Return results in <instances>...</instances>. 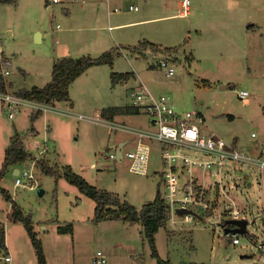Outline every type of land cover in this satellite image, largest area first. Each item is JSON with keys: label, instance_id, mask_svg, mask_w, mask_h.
<instances>
[{"label": "rangeland", "instance_id": "rangeland-1", "mask_svg": "<svg viewBox=\"0 0 264 264\" xmlns=\"http://www.w3.org/2000/svg\"><path fill=\"white\" fill-rule=\"evenodd\" d=\"M81 2L17 0L16 3L0 5V44L3 55L11 61L8 79L15 81L12 92L14 89L44 86L52 80L54 63L65 57H76L78 61L89 55L100 56L111 49L115 55L114 64L92 65L70 84L69 103L56 101L53 103L55 107L50 106L46 112L33 105H23L13 118L9 117L2 104L0 170L12 138L21 134L26 136V147L36 159L45 157L52 166L60 169L71 165L92 185L114 193L121 201H128L138 209L154 200L158 191L164 195L167 189L163 183L160 144L151 142L149 173L132 172L127 159L114 161L106 152L108 147L130 140L131 134L90 119L100 115L120 124L148 128V117L142 112L113 117L101 115L104 108L131 106L127 87L135 84L137 78L154 94L169 96L176 109L201 112L205 119L204 133H216L235 148L244 149L253 157L264 160V41L262 44L246 45L244 56L234 60L189 61L181 51L177 61L166 51L176 68L175 74L167 77L165 69L158 63L160 53L151 58L136 57L132 53L130 47L142 40L138 38V33L115 26L118 21L108 19L105 6L100 21H82ZM131 2L134 3L132 5L142 4L138 0H120L112 4L122 9L114 16H121L124 21L130 19L133 13L127 8ZM66 9H69L68 14ZM155 13L159 10L156 9ZM175 13H178V8ZM166 18L169 20L149 26L178 20V17L175 20L173 17ZM147 37L164 47L183 42H180L179 35L160 36L150 32ZM119 44L126 49H116ZM112 71L134 72V79L126 84H114ZM226 84L228 87L222 89L221 86ZM245 88L251 93L246 103L237 95L238 90ZM66 111L82 114L85 118ZM36 113L39 114L33 122L38 133L32 137L31 118ZM38 139L42 144L40 148L35 144ZM48 143L50 147L45 146ZM130 147L129 142L124 151ZM33 160L27 159L9 167L0 185L26 214L32 216L34 229L42 240L49 263H156L140 223L120 218L95 221V199L82 193L78 186L64 177L44 173ZM229 165L232 169L228 170L225 179L227 187L239 208L246 211L249 221L257 218L255 223L248 225L249 232L240 235V244L235 245L231 236L224 235L222 225L214 227V215L190 224H174L170 220L156 234V244L159 254L164 259L169 258L171 264H264V255L257 246L264 240V169L249 161L231 160ZM14 168L22 172L31 170L37 186L34 189L17 186ZM183 181L184 178L180 184ZM236 181L238 185L230 187ZM40 189L44 190L43 194L39 193ZM8 205L9 200L0 191V224L5 230V245L10 250L2 247L0 253L7 254L8 251L13 256V261L9 263L0 258V264H38L25 224L15 219L13 213H8L5 208ZM67 225L71 229L59 230L60 226ZM98 251L104 254L107 262H95Z\"/></svg>", "mask_w": 264, "mask_h": 264}, {"label": "built area", "instance_id": "built-area-1", "mask_svg": "<svg viewBox=\"0 0 264 264\" xmlns=\"http://www.w3.org/2000/svg\"><path fill=\"white\" fill-rule=\"evenodd\" d=\"M183 2V11L186 12L191 2L190 0H184ZM130 8L138 9V6L131 5ZM170 59L168 55L160 53L158 63L165 69L167 77L173 76L176 71ZM10 65L11 61L3 55L0 44V74L4 77L8 76ZM128 94L131 98L130 105L137 108L138 112L147 115L149 127L128 126L109 121L100 115L97 118L90 117L96 122L106 123L111 128H120L131 134L130 140L124 142L122 160H118L117 157V151L122 141L108 147L106 151L108 157L120 162L127 159L130 171L138 174H148L152 151L151 142H158L163 164V183L167 189L162 198L168 204L169 221L171 220L174 224H190L214 215L216 216V219L212 222L214 227L222 225L224 235L231 236L233 243L239 244L240 235L249 231L245 233L230 231L227 233V229L233 228L227 223L232 219L244 220L248 217L246 211L239 208L236 198L225 182L228 170L232 169L229 162L231 160L249 161L260 165L263 170L264 160L253 157L244 149L235 148L228 140L216 133H204L205 119L202 113L199 111L183 112L176 109L171 98L167 95H156L144 84L139 85V88L130 89ZM237 95L245 103L251 98V93L246 88L238 90ZM0 100L4 109L8 111L10 118H13L23 105H33L40 110L50 108V105L26 99L7 90L0 91ZM71 114L78 118H85L82 114ZM129 142L131 147L125 152L124 148ZM37 159L34 158L32 162L35 163ZM214 177L216 179L212 180ZM183 178V184H180ZM15 183L17 186H28L31 189L37 186L35 176L31 170L22 172L17 169ZM235 185H238L237 181L231 184L230 187H235ZM179 209H184L186 212H178ZM250 239L252 240L251 236ZM257 246L264 255V240L257 243ZM0 258L6 262H11L12 255L8 253L2 255L0 253ZM95 262H107L101 251L97 252Z\"/></svg>", "mask_w": 264, "mask_h": 264}, {"label": "crops", "instance_id": "crops-1", "mask_svg": "<svg viewBox=\"0 0 264 264\" xmlns=\"http://www.w3.org/2000/svg\"><path fill=\"white\" fill-rule=\"evenodd\" d=\"M76 1H82L80 3V8L82 9V21L88 20L91 23L100 21L102 13L104 14L103 6H105L108 19L110 21H118L117 25L115 26L129 29L131 30L130 32L134 34L138 33V38H142L140 42H151L157 45L158 49H160V51H155L152 50L150 46H147L141 50L132 49L133 46L138 45L140 42L133 46L129 45L132 46L130 47V49L136 57L140 55L151 58L156 54L161 53L162 50H165L166 48H176L167 52L172 57L175 56L177 61L179 59L178 54L181 51L186 54L185 58L189 61L198 60L206 62V60H222L225 58L234 60L236 58L244 56L246 45H256L257 43L262 44L264 41V0H190L191 3L189 9L186 12L183 11L184 0H138L142 3L140 6L138 4H135L138 6V9H131L130 6L134 3L131 2L129 4L127 10L132 12L133 15H131L130 19H127L126 21H124L121 16H114V14H119L122 9L116 5L113 6L112 4H117L120 0ZM176 8H178V13H175ZM156 9L159 10V13H155ZM65 12L68 14L69 9H66ZM97 13L98 17H96ZM260 16L262 20L259 19ZM166 17H173V20L178 17V20L169 23H159L155 27L149 26L151 25V23L169 20ZM150 32L156 35L160 34V36H163L164 34H171L172 36L177 37L179 35L180 42H183L177 45L164 47L161 43L159 44L153 39L151 41L150 39H148L147 35ZM116 47V49L119 48L120 50L125 48L124 45L122 46L120 44ZM187 50L189 51V54H187ZM107 51L113 52V49ZM167 52L163 53L165 55H168ZM170 55L168 56L171 57ZM91 67L92 66L88 67L86 70ZM151 67L154 66L152 65ZM8 76H6L9 82L7 91L12 92L11 88L15 85V81L12 80L11 82L10 79H8ZM131 79H134V72L130 79L119 82H125L126 84L128 81H131ZM141 84H144L142 80L138 78L135 79V84L129 85L127 87L128 93L130 89L137 88ZM221 88L226 89L227 87L223 88V86H221ZM18 90L20 89H14V93L19 95V93L15 92ZM66 102L69 103V99L65 100V103ZM0 103L1 107V100ZM50 106L55 107L53 104ZM49 110L50 108L44 110L43 112ZM55 118L56 117H54V120ZM32 134L34 133H31V135ZM36 136L37 135H32V137ZM24 141L26 144V136L24 137ZM35 144L38 145V148L42 146V144L39 143V139L36 140ZM45 146L50 147V144L48 143ZM14 169L15 173L17 168ZM247 178L248 175L246 176V179ZM5 208H7L8 213H13V206L10 201L8 207L6 206ZM228 225L232 226L233 228L237 227V225L234 223H228ZM251 237L253 236L251 235ZM233 244L238 245L236 243ZM6 249L8 250L9 246L8 248L6 247ZM8 251L7 253L11 254ZM12 261L13 256L11 262ZM17 262H19L18 259Z\"/></svg>", "mask_w": 264, "mask_h": 264}, {"label": "trees", "instance_id": "trees-1", "mask_svg": "<svg viewBox=\"0 0 264 264\" xmlns=\"http://www.w3.org/2000/svg\"><path fill=\"white\" fill-rule=\"evenodd\" d=\"M17 0H0V5L7 3H16ZM150 46L152 50L160 51L157 45L142 41L138 45L133 46L134 50H141L145 47ZM176 48L165 49L163 51H171ZM115 55L111 51H105L99 57L93 58L90 56L81 57L80 61H77L73 57H65L54 63L52 80L44 86H33L30 89H22L19 95L41 103L52 105L56 101L68 100L70 84L79 77L88 67L96 64L113 63ZM133 72H112L111 78L114 84L119 81H126L130 79ZM8 88V82L6 78L0 74V91H6ZM123 113H138L137 108L132 106H112L104 108L101 115H108L113 117L116 114ZM39 113L33 115L32 123L35 121ZM32 135H36L38 132L33 127L31 128ZM25 135L16 134L6 149L5 158L0 170V183L6 177L9 167L18 164L19 162L27 159L35 158L29 149H27L25 141ZM36 163L40 166L41 170L56 177H64L70 183L78 186L82 193L95 199L97 202L95 221H102L106 219L120 218L133 222L140 223L144 228L148 244L151 249V255L156 259L155 264H171L169 258L164 259L159 254L156 244V234L162 227H166L169 221L170 213L168 204L162 198V195L158 191L154 200L145 203L141 209L136 208L133 204L128 201H121V199L112 192H108L97 188L92 185L82 175L74 171L71 165H66L62 169L52 166L49 160L45 157L38 158ZM0 191L3 192L6 199L12 202L13 216L15 219L21 220L30 235L32 243L34 245L38 264H52L47 261L42 240L38 237L37 232L34 229L32 216L26 214L24 210L13 200L10 193L0 185ZM70 225L60 226V231L71 229ZM0 247L6 248L5 245V230L0 224Z\"/></svg>", "mask_w": 264, "mask_h": 264}, {"label": "water", "instance_id": "water-1", "mask_svg": "<svg viewBox=\"0 0 264 264\" xmlns=\"http://www.w3.org/2000/svg\"><path fill=\"white\" fill-rule=\"evenodd\" d=\"M78 61H80V59H79ZM226 87H228V84L223 85V88H226ZM124 142H125V141H122V142L120 143V145H119L120 147H119V149H118V151H117V157H118V160H122V158H123V155H124V153H123V145H124ZM106 150H108V148H107ZM15 174H17V170L15 171ZM43 192H44L43 189H40V190H39V193H40V194H43ZM178 212H182V213H183V212H186V210H184V209H179ZM256 219H257V218H253L252 221H249V219H244V220H237V219H235V220H229L228 223H234V224L237 225V227L229 228V229L226 230V232L228 233V232L232 231V232H235V233H245V232L248 231V229H247V228H248V225H249L250 223H251V224H254L255 221H256ZM228 223H227V224H228Z\"/></svg>", "mask_w": 264, "mask_h": 264}]
</instances>
